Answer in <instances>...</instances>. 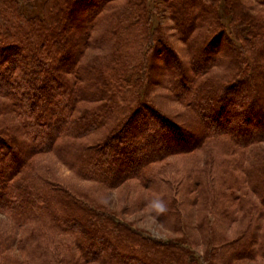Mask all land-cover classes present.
I'll return each mask as SVG.
<instances>
[{
    "label": "trees",
    "instance_id": "1",
    "mask_svg": "<svg viewBox=\"0 0 264 264\" xmlns=\"http://www.w3.org/2000/svg\"><path fill=\"white\" fill-rule=\"evenodd\" d=\"M253 1L262 9L164 0L192 75L163 35L154 51L168 50L164 75L193 124L149 98V0H44L41 15L0 0V99L18 123L0 124V216L13 229L10 243L0 230V264H264V0ZM47 154L103 196L59 185L35 162ZM133 181L145 195L113 208L107 197ZM136 212L170 237L136 228Z\"/></svg>",
    "mask_w": 264,
    "mask_h": 264
},
{
    "label": "rangeland",
    "instance_id": "2",
    "mask_svg": "<svg viewBox=\"0 0 264 264\" xmlns=\"http://www.w3.org/2000/svg\"><path fill=\"white\" fill-rule=\"evenodd\" d=\"M20 4L23 6V10L25 14L28 15H41L42 14V4L44 3V0H18ZM245 2L255 11H258L262 8H260V5L253 0H245ZM122 2L117 3V5H121ZM149 11L156 7L159 8V12L154 14L155 18H152V21L150 22L149 18L151 13L149 12V16L147 15L146 21L147 25L149 26V29L152 31V35L155 37L162 36L164 37V40L166 44L171 46L173 48V52L176 56H179L181 60L185 62V65L187 67V70L189 72V57H187L185 53V47L184 45L179 41L178 36L176 34L175 28L173 26V22L169 19V10L166 8V3L164 0H149ZM225 21H227L225 19ZM228 22V21H227ZM152 26H154L155 31L152 29ZM159 32H158V31ZM149 33V31H148ZM150 34V33H149ZM148 34V35H149ZM150 34L149 36L152 37ZM156 35V36H155ZM97 36V33H94L93 38ZM148 36V37H149ZM158 38V37H157ZM159 40V39H158ZM157 39H156V45L152 44V50L151 55L152 59L154 60L155 66H154V72L152 75V87L149 91V98L154 100V103L160 107L163 111H165L167 114H170L173 117H177L183 122H192L195 124V114L191 110V108H187L185 104L181 102L179 99V96L176 95V93L171 89V87L168 84L169 76L166 77L164 74V68H162L166 63H171L172 61H167L166 54L168 50H163L162 45L160 44L158 46L159 51L155 53V50L157 49ZM175 50V51H174ZM176 52V53H175ZM88 53H94L93 51H88ZM168 60L170 58L168 57ZM192 73L189 72V76H191ZM8 100L0 99V124L1 126H5L6 124H11L13 127L18 126V123L14 120V116L10 113H8L4 108L2 107V103H7ZM14 129V128H13ZM196 132H199L198 130ZM96 136L90 137L87 139H84L82 142L85 145L92 144V140L95 139ZM35 162L41 165L44 169L47 167L48 171L51 170L50 176L57 180L58 184L62 187L76 192H92L93 196L96 197V195H100L99 187L96 183L92 182H86L82 181L79 178L75 176L73 172H71L68 168H66L64 165H61L54 157L53 154H47V155H41L38 158L35 159ZM174 164L176 163L177 171L180 168L179 166V159H174L172 161ZM180 170V169H179ZM145 195V192L140 189L137 181L130 182L126 187L120 188L118 191H115L113 193H110V195L107 197V200L112 203V207L116 208L117 210H122L126 208H130L133 205L132 203L138 198ZM103 196V195H102ZM132 210V209H131ZM133 211V210H132ZM127 221L131 222L135 225L136 228L141 229L142 231H145L152 235L155 238H162L167 239L170 237V235L166 232H164L154 221V219L148 217L146 214L141 212L132 213L126 218ZM0 230L4 232L6 235V243H10L13 235L11 224L8 223L7 219L0 216ZM201 249V248H200ZM10 256H19V254L16 252V250L12 249L8 252Z\"/></svg>",
    "mask_w": 264,
    "mask_h": 264
}]
</instances>
